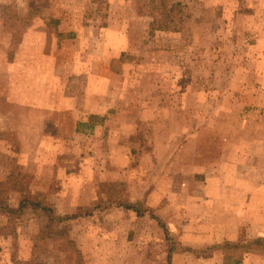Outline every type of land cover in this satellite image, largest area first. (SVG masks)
<instances>
[{
	"label": "rangeland",
	"instance_id": "374dc122",
	"mask_svg": "<svg viewBox=\"0 0 264 264\" xmlns=\"http://www.w3.org/2000/svg\"><path fill=\"white\" fill-rule=\"evenodd\" d=\"M255 1L0 0V264H264Z\"/></svg>",
	"mask_w": 264,
	"mask_h": 264
},
{
	"label": "trees",
	"instance_id": "16d2710c",
	"mask_svg": "<svg viewBox=\"0 0 264 264\" xmlns=\"http://www.w3.org/2000/svg\"><path fill=\"white\" fill-rule=\"evenodd\" d=\"M1 191H0V211L2 212H5L7 213L8 215H14V214H20L22 212H24L25 210L27 209H34V210H42L45 212V214L48 216L49 218V224L46 226V231H50V234L52 233H55L54 231V228L55 227H58L59 228V225H61L62 223L66 222V221H69L71 218L73 217H60V216H57L54 212V210L49 207V206H45L43 205L42 203L40 202H32L31 200H28L26 198H23L21 200V202L19 203L18 207H11V206H8V205H5L2 201V198H1ZM125 210L127 211H134L136 212L139 216H143L144 215V210L141 209L140 207H138V205L136 204H133V203H126L125 205H121ZM159 222L161 223V221L159 220ZM163 225V223H161ZM50 229V230H49ZM61 233L63 234L64 232L61 231ZM59 233V234H61ZM165 233L168 234V232L165 230ZM64 235V234H63ZM262 243V240L261 239H257V240H254L252 242H250L249 244H246L245 242V246L247 249H251V246L252 245H259ZM227 245H231L230 243H225L224 245H216V246H213L211 248H208V249H204L202 250L203 251V254L206 255L208 254V252H210L212 249H219L221 247H225ZM232 246H235V247H238L240 246L238 243L237 244H234ZM177 251V249L175 247H172L169 249V252H168V263L170 264L171 263V258H172V255Z\"/></svg>",
	"mask_w": 264,
	"mask_h": 264
},
{
	"label": "crops",
	"instance_id": "0c3cea01",
	"mask_svg": "<svg viewBox=\"0 0 264 264\" xmlns=\"http://www.w3.org/2000/svg\"><path fill=\"white\" fill-rule=\"evenodd\" d=\"M254 1V0H253ZM260 2V0H256L255 1V3H259ZM255 7H257L258 5L256 4V5H254ZM226 13H225V16H227V18H229V19H233L235 16H236V18L238 17V16H241V14L240 13H238L237 11H236V13L235 12H233V11H229V10H226L225 11ZM254 12L255 13H257V9H254ZM258 12H263L264 13V9L262 10V11H258ZM261 16L262 17H259V18H264V14H261ZM263 24V26L260 28V36H261V38L260 39H262V38H264V22L262 23ZM112 29H114V28H112ZM109 49V48H108ZM114 55H113V58L116 56V54L115 53H113ZM259 56L260 57H263L264 56V54L262 53V54H259ZM99 63V62H98ZM99 76H97V75H95L94 74V82H97V81H99ZM101 80L103 81V79L101 78ZM100 80V81H101ZM106 80V79H105ZM44 81H46V78L44 77ZM110 83H111V81H109ZM110 86H111V84H110ZM96 93H99V92H96ZM107 93L111 96V92H110V90L108 89V91H107ZM94 97H96V96H94ZM103 102V101H102ZM101 102V103H102ZM101 103H100V100L98 99V101H97V104L95 105L96 106V110L94 111V113H96V114H101L103 111H102V108H101ZM256 184H258V185H260V182H256ZM254 187V186H253ZM257 188V187H256ZM255 188V189H256ZM255 189L253 190V192L255 193L256 191H255ZM252 192V193H253ZM242 207V206H241ZM240 207V208H241ZM237 208H239V207H237ZM229 240H234V239H229Z\"/></svg>",
	"mask_w": 264,
	"mask_h": 264
}]
</instances>
